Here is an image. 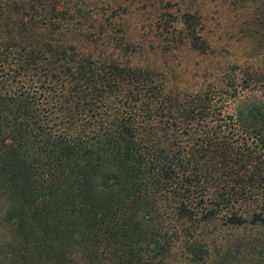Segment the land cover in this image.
Returning <instances> with one entry per match:
<instances>
[{"label":"trees","instance_id":"16d2710c","mask_svg":"<svg viewBox=\"0 0 264 264\" xmlns=\"http://www.w3.org/2000/svg\"><path fill=\"white\" fill-rule=\"evenodd\" d=\"M135 1L0 0V264H164L168 225L264 227V66L189 79L162 59L211 54L200 14L152 2L142 37Z\"/></svg>","mask_w":264,"mask_h":264},{"label":"rangeland","instance_id":"374dc122","mask_svg":"<svg viewBox=\"0 0 264 264\" xmlns=\"http://www.w3.org/2000/svg\"><path fill=\"white\" fill-rule=\"evenodd\" d=\"M188 1L190 10L201 16L204 23L202 33L210 43L211 54L206 58L197 57L179 47L163 61L169 65L186 63L190 68L188 78L191 80L197 74L196 66H212L217 62L225 66L228 60L236 58L239 61L245 58L248 64L252 60L255 66L259 63L264 66V30L252 36L250 43L242 29L246 5L259 4V0ZM152 2L159 7L167 6L165 0H136L129 9L130 30L142 37L145 33L154 32L152 21L156 8L148 5ZM173 8L176 10L175 6ZM250 8L253 9V6ZM174 76L178 77L179 74ZM251 192L257 193L255 189ZM230 209L245 214L248 210H259L260 204L234 202ZM168 228L172 234L169 255L166 254L162 260L164 264H264V227L258 223L246 220L240 225H233L217 216L206 222L186 223L185 226L168 225Z\"/></svg>","mask_w":264,"mask_h":264}]
</instances>
